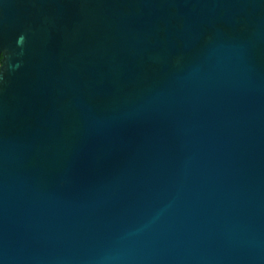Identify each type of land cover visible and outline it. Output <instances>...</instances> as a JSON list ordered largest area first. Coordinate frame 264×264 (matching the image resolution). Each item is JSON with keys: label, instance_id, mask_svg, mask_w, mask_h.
<instances>
[{"label": "water", "instance_id": "obj_1", "mask_svg": "<svg viewBox=\"0 0 264 264\" xmlns=\"http://www.w3.org/2000/svg\"><path fill=\"white\" fill-rule=\"evenodd\" d=\"M0 264H264V0H0Z\"/></svg>", "mask_w": 264, "mask_h": 264}]
</instances>
